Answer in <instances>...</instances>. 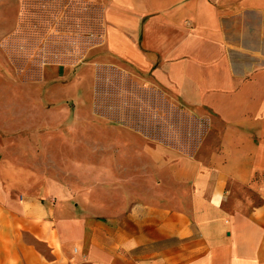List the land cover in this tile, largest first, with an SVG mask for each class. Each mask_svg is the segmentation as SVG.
Listing matches in <instances>:
<instances>
[{"label":"crops","instance_id":"1","mask_svg":"<svg viewBox=\"0 0 264 264\" xmlns=\"http://www.w3.org/2000/svg\"><path fill=\"white\" fill-rule=\"evenodd\" d=\"M86 4L98 65H129L207 128L184 143L114 124L94 187L78 189L93 208L60 200L70 185L28 168L57 147L8 56L28 50L5 44L22 1L0 0V264H264V0ZM42 63L33 82L71 67ZM30 121L45 131L24 139Z\"/></svg>","mask_w":264,"mask_h":264},{"label":"rangeland","instance_id":"2","mask_svg":"<svg viewBox=\"0 0 264 264\" xmlns=\"http://www.w3.org/2000/svg\"><path fill=\"white\" fill-rule=\"evenodd\" d=\"M21 1L17 28L12 36L10 35L12 38L7 39L6 45L17 43H22L23 47H32L36 43L41 45L40 40L33 39L32 28L29 29L31 25L35 27L42 25L38 23L36 16L39 10L52 11L55 16V31L60 30L75 36L78 34L77 31H80L78 27L85 25V29L88 30L85 31V35L87 33L91 36L89 39L83 37L84 40L82 36L77 37L75 43L78 44L72 45L69 53L65 51L63 53L62 48H55L54 56L45 53L30 54L32 57L29 60L22 61L17 59L16 55L8 54L16 68L19 66L24 68L22 93L36 98V106L50 108L48 119L50 139L47 145L51 149L54 147L57 149L55 153L51 150L50 153L53 154L44 160V164L39 161L38 165L28 168L37 171L42 179L48 176L58 187L70 185L65 188L69 189L70 196L60 200L83 210L87 207L93 208L90 204V200L93 199L80 196L78 189H85L80 187L85 184H89L87 189L94 187L95 160H101L110 154L106 153L108 150L104 147L114 137L113 131L116 127L114 124L148 126L144 123L143 119L146 118L140 111L157 109L168 118L167 126L171 128L170 130L188 129V139L184 143L190 142L192 137H196L193 138L194 141H200L198 137L207 126L190 116L186 119L178 116L172 109L180 110L178 108L181 107L176 105L174 107L169 97L161 91L155 88L148 89L142 85L133 76L136 72L129 65L121 62L116 66L100 63L98 65L96 59L106 60L107 57L94 52L96 49L93 41L97 27L92 22L93 17L91 23H84V15L89 10L86 3L89 0H37L39 1L37 3H33V0ZM23 10L27 16H24ZM90 14L94 16L93 12ZM16 34L23 35L22 42L15 41ZM42 62L55 67L60 65L71 67L48 70L42 82H33L37 81L42 73L41 69L44 67ZM41 125V122L35 124L33 121L24 124V139H32L37 130L44 132ZM148 127H151L149 131L151 138L156 141L160 137L163 138L162 125L152 120ZM171 133L167 132L168 141ZM101 168L102 166H99V170Z\"/></svg>","mask_w":264,"mask_h":264},{"label":"trees","instance_id":"3","mask_svg":"<svg viewBox=\"0 0 264 264\" xmlns=\"http://www.w3.org/2000/svg\"><path fill=\"white\" fill-rule=\"evenodd\" d=\"M39 1L37 0H33V3H37ZM29 3V2H28ZM27 3V4H28ZM87 6V4H86ZM91 9V8H89ZM23 14L25 15V12L23 10ZM37 19H38V23H42V25L40 24V26L35 27L34 25H31L29 27V29L31 30L32 28V34H33V39H38V41H41V45H38L37 43L34 44L32 47L29 46H24L23 48H26L28 50L27 54H18L17 56H19V58L21 57H25L26 55H28L30 58L32 56H30V54L32 55H39V54H49L50 56H54L55 54V48H62L61 51L64 53V51L66 53H69L70 49L72 48V45H77L78 43H75L77 41V39L79 38V36L83 39V37H87V33L85 35V31L87 29H85V25L78 27V29L80 31H77V35L73 36V34H68V33H64L61 32L60 30L55 31V25H54V14H52V11H40L38 12V14L36 15ZM28 18V17H27ZM84 23L89 24L91 23V16H89L87 13L84 16ZM82 29H85L82 31ZM52 30L55 31V34H51L53 33ZM88 31V30H87ZM84 32V34H83ZM82 34V35H80ZM85 35V36H84ZM27 37V35H25ZM78 37V38H77ZM14 38V37H13ZM23 35L20 34H16L15 36V41H20L22 42L23 40ZM84 40V39H83ZM17 43V42H16ZM17 46H23L22 43L16 44ZM15 46V45H13ZM35 47L37 50L33 51V53H31L30 49ZM58 51H60V49H58ZM13 54V53H12ZM15 55V54H13ZM173 111H175L176 113H178L177 115L182 117L183 119L189 118L187 113H183L181 110H177V109H172ZM142 116H144L146 119L144 121V123L148 126H150V122L153 120L155 123L160 124V126L162 125V129L163 131V138L160 137V139L158 140H165L168 141V136H167V132L168 134L171 133V137L170 140L171 142H174L173 137L176 135H179V139L182 142H185L188 139V129L187 128H179L176 131L170 130L171 128H169L167 126V121L168 118L165 117V115H162V113H160V111H157V109L155 110H143L140 111ZM145 112V114L143 113ZM170 120V119H169ZM132 126H135L134 124H132ZM148 126H135V127H139V128H143L144 132H146L149 135V131L151 127ZM177 133V134H176ZM168 141V142H169Z\"/></svg>","mask_w":264,"mask_h":264}]
</instances>
